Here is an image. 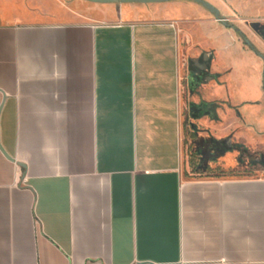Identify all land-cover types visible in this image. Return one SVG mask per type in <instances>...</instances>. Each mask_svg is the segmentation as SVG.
Returning a JSON list of instances; mask_svg holds the SVG:
<instances>
[{
  "label": "crops",
  "instance_id": "obj_1",
  "mask_svg": "<svg viewBox=\"0 0 264 264\" xmlns=\"http://www.w3.org/2000/svg\"><path fill=\"white\" fill-rule=\"evenodd\" d=\"M205 1L0 0V264H264V0Z\"/></svg>",
  "mask_w": 264,
  "mask_h": 264
},
{
  "label": "water",
  "instance_id": "obj_2",
  "mask_svg": "<svg viewBox=\"0 0 264 264\" xmlns=\"http://www.w3.org/2000/svg\"><path fill=\"white\" fill-rule=\"evenodd\" d=\"M89 1H93V2H139V3H149V2H162V1H166V0H89ZM194 1L200 3L203 7H205L216 19L222 20L221 17L219 16L218 9H216L209 2H207L205 0H194ZM252 25H253V23H252ZM254 25H257V23L256 24L254 23ZM262 86H263V89H264V77H263ZM0 150H1V148H0ZM3 154L6 157H8L4 152H3ZM9 159H11V158H9ZM18 165L22 166V164H20V163Z\"/></svg>",
  "mask_w": 264,
  "mask_h": 264
},
{
  "label": "rangeland",
  "instance_id": "obj_3",
  "mask_svg": "<svg viewBox=\"0 0 264 264\" xmlns=\"http://www.w3.org/2000/svg\"><path fill=\"white\" fill-rule=\"evenodd\" d=\"M66 3V0H64V4ZM229 21V19H228ZM242 21V23H244V20H240ZM241 149V148H240ZM242 149H246L247 153L250 155H258L259 153H261V149H259L256 146H244ZM250 176H260L262 174H264V171L261 170V165H254L252 168H250Z\"/></svg>",
  "mask_w": 264,
  "mask_h": 264
},
{
  "label": "flooded vegetation",
  "instance_id": "obj_4",
  "mask_svg": "<svg viewBox=\"0 0 264 264\" xmlns=\"http://www.w3.org/2000/svg\"><path fill=\"white\" fill-rule=\"evenodd\" d=\"M240 154L241 155H244V154H248V153H247V150L246 149H240Z\"/></svg>",
  "mask_w": 264,
  "mask_h": 264
}]
</instances>
